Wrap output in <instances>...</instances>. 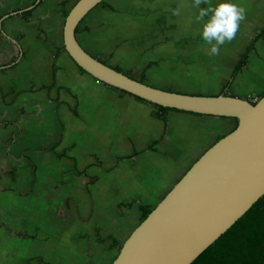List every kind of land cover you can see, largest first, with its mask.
I'll return each mask as SVG.
<instances>
[{"label": "crops", "instance_id": "0c3cea01", "mask_svg": "<svg viewBox=\"0 0 264 264\" xmlns=\"http://www.w3.org/2000/svg\"><path fill=\"white\" fill-rule=\"evenodd\" d=\"M76 1L0 0V264H111V239L122 244L140 223L139 203L153 209L236 125L169 111L160 139L154 106L81 71L62 49L63 11ZM217 3L103 0L78 24L76 40L135 79L144 73L153 87L218 95L240 58L230 54L243 20L235 38L209 55L197 17ZM32 5L28 18L18 15ZM248 59L231 96L264 94V66ZM104 243L113 250L102 256Z\"/></svg>", "mask_w": 264, "mask_h": 264}, {"label": "water", "instance_id": "95a60500", "mask_svg": "<svg viewBox=\"0 0 264 264\" xmlns=\"http://www.w3.org/2000/svg\"><path fill=\"white\" fill-rule=\"evenodd\" d=\"M102 1L77 0L64 18L63 46L78 67L164 108L236 119V127L207 148L141 220L111 263L191 264L264 194V94L250 102L164 90L94 58L77 42L75 29Z\"/></svg>", "mask_w": 264, "mask_h": 264}, {"label": "trees", "instance_id": "16d2710c", "mask_svg": "<svg viewBox=\"0 0 264 264\" xmlns=\"http://www.w3.org/2000/svg\"><path fill=\"white\" fill-rule=\"evenodd\" d=\"M38 5L39 4H37L35 7ZM32 10L33 9L23 11L18 15L26 19L31 14ZM67 13V11H63V16L65 17ZM263 35L264 25L257 33L252 36L250 44L245 47L241 53L238 62L233 67L230 78L223 86L221 94L231 96L227 93L228 89L230 88L236 75L243 69V67L246 66L249 53L254 50L256 41ZM62 49H64V47H62ZM79 69L85 72L82 68L79 67ZM114 69L122 72V70L119 68L115 67ZM124 73L127 76L134 78L131 73ZM144 78L145 75L142 73L138 80L142 82L144 81ZM134 97L138 100H142L139 97ZM244 99L248 100L247 98ZM147 103L156 108V116L163 122V132L160 136L161 139L166 131L167 113L169 111L180 110L164 108L150 102ZM222 137L223 136H220L218 139ZM158 141L159 140H156L154 143H157ZM131 203L132 202L124 205L129 207ZM138 209L141 213L142 220L152 210L149 205H143L141 203H139ZM111 241L113 246L119 251L122 244L116 242L114 239H111ZM191 264H264V194L236 222H234V224H232L223 234H221L212 244H210Z\"/></svg>", "mask_w": 264, "mask_h": 264}, {"label": "clouds", "instance_id": "9594fccd", "mask_svg": "<svg viewBox=\"0 0 264 264\" xmlns=\"http://www.w3.org/2000/svg\"><path fill=\"white\" fill-rule=\"evenodd\" d=\"M195 6L202 3L208 4L209 0H194ZM174 15L180 14V9H173ZM207 17V19H205ZM245 19V9L230 2V0H218L216 6H209L200 9L198 21H202V38L210 45L209 55H218L220 46L225 42H231L237 31L240 22Z\"/></svg>", "mask_w": 264, "mask_h": 264}, {"label": "rangeland", "instance_id": "374dc122", "mask_svg": "<svg viewBox=\"0 0 264 264\" xmlns=\"http://www.w3.org/2000/svg\"><path fill=\"white\" fill-rule=\"evenodd\" d=\"M245 1L250 3V5L245 4ZM242 7L245 9V19L242 21V34L240 36H237L234 42H231L233 48H236L235 53H231L230 56L234 59H238L240 56V53L238 52L239 47L243 49L244 47H247L250 44V38L255 33L258 32L264 25V0H243ZM230 43V42H228ZM238 49V50H237ZM245 49V48H244ZM224 55L229 57V54L227 55V52H224ZM252 60L259 63L260 65L264 66V35L258 39L255 43L254 51L250 52ZM249 58V57H248ZM249 59L247 60V62ZM204 69V68H203ZM229 75V74H228ZM231 75V74H230ZM230 75L228 79L230 78ZM198 78H201V76H198ZM197 78V79H198ZM227 79V80H228ZM184 80L190 81V76H186ZM257 82H261V78H257ZM173 87H176L175 85ZM180 88L182 89H188L189 86L187 85H181ZM223 90V88H222ZM221 90V92H222ZM251 96L249 93L246 97L248 99ZM261 96L258 98L256 97L255 100L257 101ZM244 98V97H241ZM141 218L139 222H141ZM99 252L102 256H105L106 252L109 253L111 250H113L112 247L108 245V243L99 244ZM112 248V249H111ZM117 250V251H116ZM114 255L116 256L118 254V249L114 247ZM111 261V258L107 260L106 264H109Z\"/></svg>", "mask_w": 264, "mask_h": 264}, {"label": "built area", "instance_id": "2783aa9c", "mask_svg": "<svg viewBox=\"0 0 264 264\" xmlns=\"http://www.w3.org/2000/svg\"><path fill=\"white\" fill-rule=\"evenodd\" d=\"M248 100H249L250 102H255V101H256L254 97L251 98V97H249V96H248Z\"/></svg>", "mask_w": 264, "mask_h": 264}]
</instances>
